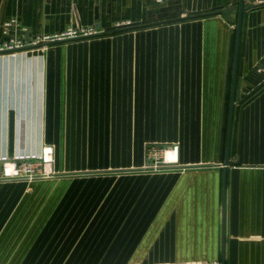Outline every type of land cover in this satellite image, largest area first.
<instances>
[{"label":"crops","instance_id":"1","mask_svg":"<svg viewBox=\"0 0 264 264\" xmlns=\"http://www.w3.org/2000/svg\"><path fill=\"white\" fill-rule=\"evenodd\" d=\"M233 1L0 0V46L27 45L0 52V164L53 148L52 175L0 179V264H264V0L242 13L223 200ZM68 28L93 33L32 45Z\"/></svg>","mask_w":264,"mask_h":264},{"label":"built area","instance_id":"2","mask_svg":"<svg viewBox=\"0 0 264 264\" xmlns=\"http://www.w3.org/2000/svg\"><path fill=\"white\" fill-rule=\"evenodd\" d=\"M161 3L165 0H153ZM17 23L16 19H10L4 23V33L9 34V28ZM92 30L73 29L53 35H38L32 41V45H47L51 42L75 39L92 34ZM26 42L17 37H8L3 45L0 46V52L24 49ZM168 153L171 157H167ZM149 164L156 168L158 165H172L177 161V146L165 145L162 147L150 149L148 151ZM53 162V148L47 145L43 148L42 154L37 158L20 157L12 160H4L0 164V179H26L34 180L37 178L48 177L52 175L51 164Z\"/></svg>","mask_w":264,"mask_h":264},{"label":"water","instance_id":"3","mask_svg":"<svg viewBox=\"0 0 264 264\" xmlns=\"http://www.w3.org/2000/svg\"><path fill=\"white\" fill-rule=\"evenodd\" d=\"M257 3L255 0H234L232 5L226 9L225 11H237V22L235 27V48H234V59H233V71H232V82H231V93H230V105H229V115H228V124H227V139L225 146V154L223 159V200L225 199V186H226V172L227 166L229 163V135L231 129V119H232V111L233 105L235 102L239 101L240 93H239V83L240 79L237 78V61L239 54L243 53V46L240 45V32H241V20L242 13L244 10L252 8L256 6ZM225 204L223 203V216H222V241L225 238ZM224 252L222 251V259L221 264H224Z\"/></svg>","mask_w":264,"mask_h":264},{"label":"bare ground","instance_id":"4","mask_svg":"<svg viewBox=\"0 0 264 264\" xmlns=\"http://www.w3.org/2000/svg\"><path fill=\"white\" fill-rule=\"evenodd\" d=\"M168 157H171L170 154L168 155Z\"/></svg>","mask_w":264,"mask_h":264},{"label":"rangeland","instance_id":"5","mask_svg":"<svg viewBox=\"0 0 264 264\" xmlns=\"http://www.w3.org/2000/svg\"><path fill=\"white\" fill-rule=\"evenodd\" d=\"M39 156H40V155H39ZM39 156H38V157H39ZM38 157H37V158H38Z\"/></svg>","mask_w":264,"mask_h":264}]
</instances>
